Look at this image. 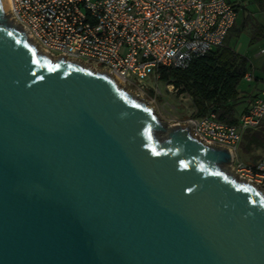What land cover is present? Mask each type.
Returning a JSON list of instances; mask_svg holds the SVG:
<instances>
[{"label": "water", "instance_id": "95a60500", "mask_svg": "<svg viewBox=\"0 0 264 264\" xmlns=\"http://www.w3.org/2000/svg\"><path fill=\"white\" fill-rule=\"evenodd\" d=\"M0 0V264H264V189Z\"/></svg>", "mask_w": 264, "mask_h": 264}, {"label": "built area", "instance_id": "2783aa9c", "mask_svg": "<svg viewBox=\"0 0 264 264\" xmlns=\"http://www.w3.org/2000/svg\"><path fill=\"white\" fill-rule=\"evenodd\" d=\"M8 5L15 23L26 26L30 39L52 56L64 53L65 59L104 68L124 88H143L149 78L152 88L160 81V66L184 68L194 56L222 46L237 16L236 0H9ZM254 77L249 65L243 78ZM189 120L194 137L230 148L233 171L264 189V157L250 165L237 154L243 132L264 120V87L247 98L234 124L218 121L213 112L177 122Z\"/></svg>", "mask_w": 264, "mask_h": 264}, {"label": "trees", "instance_id": "16d2710c", "mask_svg": "<svg viewBox=\"0 0 264 264\" xmlns=\"http://www.w3.org/2000/svg\"><path fill=\"white\" fill-rule=\"evenodd\" d=\"M248 69L247 57L225 44L202 55L194 56L184 68L160 66L158 72L160 81L172 85L190 97L195 107L193 116L201 117L213 112L218 121L234 124L244 109L238 112L237 106L243 100L238 84ZM262 124L264 120L258 127L248 128L243 132L238 144L243 152L257 148L264 150ZM254 157L261 155L253 154L246 162L254 165L264 156L255 163Z\"/></svg>", "mask_w": 264, "mask_h": 264}, {"label": "rangeland", "instance_id": "374dc122", "mask_svg": "<svg viewBox=\"0 0 264 264\" xmlns=\"http://www.w3.org/2000/svg\"><path fill=\"white\" fill-rule=\"evenodd\" d=\"M248 9L250 11V18L246 19H244L243 11L238 9L236 20V28L238 31L234 30L231 32L225 42L235 52L245 55L248 58V64H256L264 59V52H261V48L264 47V31L259 26V24H264V11L259 9L257 3L254 2L250 3ZM244 20H246V24H244ZM145 81L146 87L143 86L141 88L135 85H129L125 89L132 90L133 93L134 91L139 92V98H143V101L148 106L153 107L162 119L168 121V124L177 121L184 122L193 116L195 107L186 93L179 91L175 87H167L162 81H158L156 82L157 85H153L155 88L154 91L152 90L153 86L151 88V85H149L152 84V80L149 78ZM252 82H248L243 78L238 84V89L240 91H246L253 85ZM258 152H262L261 148L250 152H243L239 147L237 149L239 159L246 164H249L246 161Z\"/></svg>", "mask_w": 264, "mask_h": 264}, {"label": "crops", "instance_id": "0c3cea01", "mask_svg": "<svg viewBox=\"0 0 264 264\" xmlns=\"http://www.w3.org/2000/svg\"><path fill=\"white\" fill-rule=\"evenodd\" d=\"M251 2L257 3V5L259 6V9L264 11V0H236L237 15H238V9H239V10L243 11L244 19L250 18V11L248 9V6L250 5ZM236 20H237V16H236V19H235V22H234L233 26L229 29V31L227 32V34L225 36L223 45L226 44L225 41L227 39V36L231 32H233L234 30L238 31V29L236 28ZM245 21L246 20H244V24H246ZM259 26L261 28H264V24H259ZM262 49H264V47H262L261 50ZM249 65L252 66V68L254 70L255 77L252 80L253 82L251 81L253 83V85L250 86V89H248L246 91L245 90H241V94L243 96V100L237 106L238 112H240L243 108H245L247 98L254 97V96L258 95L260 90L262 89V87H264V79H262V76H264V59H262L261 61H259L256 64H251L250 63ZM262 126H264V124H262ZM258 154H260L261 157L264 156V150H262V152H258ZM261 157H257V158L254 157V163Z\"/></svg>", "mask_w": 264, "mask_h": 264}, {"label": "bare ground", "instance_id": "6f19581e", "mask_svg": "<svg viewBox=\"0 0 264 264\" xmlns=\"http://www.w3.org/2000/svg\"><path fill=\"white\" fill-rule=\"evenodd\" d=\"M9 2V0H7Z\"/></svg>", "mask_w": 264, "mask_h": 264}]
</instances>
